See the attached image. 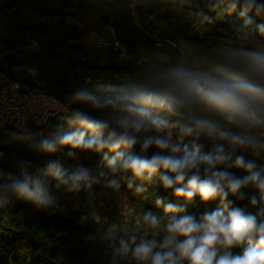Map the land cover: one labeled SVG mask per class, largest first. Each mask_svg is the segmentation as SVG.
Instances as JSON below:
<instances>
[{"label": "trees", "instance_id": "16d2710c", "mask_svg": "<svg viewBox=\"0 0 264 264\" xmlns=\"http://www.w3.org/2000/svg\"><path fill=\"white\" fill-rule=\"evenodd\" d=\"M88 10L97 12L99 23L114 33L117 46L107 49L106 55L88 49L83 42L86 33L67 22L76 16V12ZM252 15L257 24L264 23V15ZM240 23L236 13L213 12L195 0H0V36L6 34L14 39L11 41L13 47L15 39L22 42L25 32L30 38L46 39L43 47L28 55H20L14 48L6 52L0 50V71L12 74L14 67L24 64L36 67L49 92L58 99L72 102L69 115L57 116L42 131L48 134L61 129L71 131L74 126L68 121L74 110L85 111L97 118H111L109 112H96L86 103L76 101L74 96L78 91L98 95L112 89L130 90L150 84L169 69L183 66L188 70L200 68L213 77L264 83L244 72L218 47V40H235L234 27ZM237 49L242 48L236 45L234 50ZM244 50L264 51V35L249 30ZM257 104L264 108V100H258ZM186 115L214 122L219 117L199 106ZM231 132L237 134L238 131ZM193 139L185 137L182 143L191 146ZM199 142L204 144L203 151L211 150L212 142L205 136L201 135ZM0 148L11 161L8 167L15 173V178L22 179L25 173L33 179L39 178L52 200L50 204L37 205L8 192L7 202L0 212L11 210L18 215L22 209H28L31 216L22 220L14 217L9 219L8 225L0 218V264H135L130 253L123 256L117 252L121 240L134 247L143 239L155 238L159 242L163 238L161 235L153 237L152 230L132 225L121 227L119 218L113 215L96 219L75 210L53 211L67 185L58 184L48 173L50 161H59L68 172L80 166L90 171L97 169L99 175L103 173L101 176L106 184L115 180L117 185L114 187L121 195L146 213L150 211L160 216L164 222L172 214L165 213L163 204L157 205L158 198L164 204L179 205L197 219L205 211L222 207L219 199L202 203L197 196L190 203L183 197H176L172 190L163 189L159 175L141 180L130 172L113 174L103 160L104 153L70 147L45 153L39 145L28 150L17 149L15 140L3 134L0 135ZM134 151L140 154V146L137 145ZM155 151L150 148L146 155L150 157ZM70 152L74 155H69ZM236 154L252 159L245 150ZM19 163L25 167L24 171L19 168ZM229 170L239 176L246 174L243 170ZM10 182V178L0 177V187L4 188ZM253 195L258 197L254 190L245 189L243 201L231 196L229 200L233 201V206L247 205L248 211L256 212L260 206L249 204ZM181 214L184 213H176ZM232 251L237 254L241 249Z\"/></svg>", "mask_w": 264, "mask_h": 264}, {"label": "clouds", "instance_id": "9594fccd", "mask_svg": "<svg viewBox=\"0 0 264 264\" xmlns=\"http://www.w3.org/2000/svg\"><path fill=\"white\" fill-rule=\"evenodd\" d=\"M195 2L213 12L236 13L241 22L237 31L254 29L264 35V23L257 24L252 15H264V0ZM225 55L244 72L264 82V51L237 49ZM74 99L86 103L93 111L109 112L111 118L74 110L68 121L74 130H57L42 139L39 144L42 152L54 153L59 147H70L104 153L103 160L113 174L130 172L141 180L159 175L163 189L172 190L178 198L190 203L197 196L202 203L219 199L222 205L205 211L197 219L179 205L164 204L158 198L157 205L163 204L165 213L172 215L164 222L149 211L143 215V222L153 230V237L163 231L162 240L143 239L134 247L121 240L119 254L130 253L135 264H264V164L236 154L239 150H251L254 157H259L264 143L232 133L218 122L186 115L199 106L217 114L230 126L264 127V108L257 104L258 100H264V83L174 68L150 84L130 90L112 89L100 95L78 91ZM174 130L179 133L176 141ZM201 135L212 142L211 150L203 151ZM185 137H194L191 146L182 143ZM137 145L140 154L134 151ZM150 148L156 151L149 157L146 153ZM233 168L246 174L236 175L229 170ZM47 170L58 184L70 185V190L78 189L82 183L90 186L94 179L88 168L80 166L68 172L59 161H50ZM109 183L117 185L115 180ZM245 189L258 193V197L253 195L249 200L252 207L260 206L258 211L233 206L229 200L231 196L243 201ZM4 192L37 205L52 202L40 179L26 173L22 179L11 178ZM6 202L0 197V206ZM234 248L241 251L234 254Z\"/></svg>", "mask_w": 264, "mask_h": 264}, {"label": "rangeland", "instance_id": "374dc122", "mask_svg": "<svg viewBox=\"0 0 264 264\" xmlns=\"http://www.w3.org/2000/svg\"><path fill=\"white\" fill-rule=\"evenodd\" d=\"M67 22L82 28L86 33L83 37V42L87 45L88 49L99 52L100 55H106L107 49L117 46L113 31L109 28L103 27L99 23L98 14L93 10L76 12V16L67 19ZM195 30H198V28L196 27ZM234 30L237 32L234 41H217L218 47L225 53L232 48V50H234L236 45H239L240 48L244 49V45L248 39V32L242 33L237 31V28H234ZM25 35L26 36H24L22 42L21 40L16 41L15 39L13 47L11 41L14 39L6 34H2L0 36V50L6 52L7 50H10V48H14V50L20 55H28L44 46L46 39L39 41L35 37L30 38V34L27 32H25ZM182 68L188 70L186 66H183ZM189 71L205 73L197 67ZM2 134L6 136L10 135L15 140V147L17 149L26 150L36 148L43 138L50 136V134L45 131H43L38 138H29L13 132H4ZM9 162L11 161L7 157L0 160V177H7L10 179L16 177L13 170L8 167ZM18 165L21 171L25 170V167L22 166V164L19 163ZM96 170L97 169L94 168L90 171L91 176L94 178L90 186L82 183L78 189L70 190V185H67L62 189L59 201L53 208V211L58 209L75 210L81 212L85 216H92L96 219H106L108 218V215H113L119 218L121 227L132 225L135 228L152 230L143 222V215L146 212L142 207L133 204L132 201L121 195L114 186L110 185V183L106 184L104 178H102ZM105 172L107 173V171ZM95 182L97 185L94 184ZM0 188L4 192V188L2 186ZM3 198L7 201L8 193L4 192ZM16 215L17 214L11 210H5L3 213L0 212V218H2L4 223L8 225L9 219L14 217L21 220L25 219L31 216V211L28 209H22L21 212L17 216ZM160 235L163 236V231H161Z\"/></svg>", "mask_w": 264, "mask_h": 264}, {"label": "built area", "instance_id": "2783aa9c", "mask_svg": "<svg viewBox=\"0 0 264 264\" xmlns=\"http://www.w3.org/2000/svg\"><path fill=\"white\" fill-rule=\"evenodd\" d=\"M100 95V94H98ZM72 102L58 99L49 92L40 71L31 64L14 67L12 74L0 71V135L13 132L29 138H38L42 128L57 116L71 113ZM227 130H236L237 134L248 135L264 143V127L241 128L225 124L220 117L215 121ZM179 139L178 131H173V140ZM227 145V144H226ZM252 159L264 164V151L261 156ZM5 158L0 148V160ZM0 197L3 193L0 190ZM2 206H0L1 210ZM247 209V205H244ZM1 233V229H0Z\"/></svg>", "mask_w": 264, "mask_h": 264}, {"label": "crops", "instance_id": "0c3cea01", "mask_svg": "<svg viewBox=\"0 0 264 264\" xmlns=\"http://www.w3.org/2000/svg\"><path fill=\"white\" fill-rule=\"evenodd\" d=\"M234 28H238V26H236V27H234ZM235 32H236V31H235ZM235 32H234V33H235ZM242 33H243V32H242ZM235 34H237V32H236Z\"/></svg>", "mask_w": 264, "mask_h": 264}]
</instances>
